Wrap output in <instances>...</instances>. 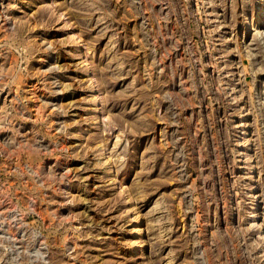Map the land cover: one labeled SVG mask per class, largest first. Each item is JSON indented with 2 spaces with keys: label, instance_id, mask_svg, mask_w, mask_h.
<instances>
[{
  "label": "rangeland",
  "instance_id": "obj_1",
  "mask_svg": "<svg viewBox=\"0 0 264 264\" xmlns=\"http://www.w3.org/2000/svg\"><path fill=\"white\" fill-rule=\"evenodd\" d=\"M0 264H264V0H0Z\"/></svg>",
  "mask_w": 264,
  "mask_h": 264
},
{
  "label": "bare ground",
  "instance_id": "obj_2",
  "mask_svg": "<svg viewBox=\"0 0 264 264\" xmlns=\"http://www.w3.org/2000/svg\"><path fill=\"white\" fill-rule=\"evenodd\" d=\"M135 223L138 224L137 221H136ZM137 227H138V226H137ZM137 232H138V228H135L134 233H137ZM137 236H138V234H137Z\"/></svg>",
  "mask_w": 264,
  "mask_h": 264
}]
</instances>
